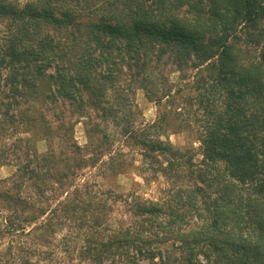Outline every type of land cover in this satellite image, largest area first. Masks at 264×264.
Returning <instances> with one entry per match:
<instances>
[{
	"label": "trees",
	"instance_id": "1",
	"mask_svg": "<svg viewBox=\"0 0 264 264\" xmlns=\"http://www.w3.org/2000/svg\"><path fill=\"white\" fill-rule=\"evenodd\" d=\"M8 128L0 264H264V0H0Z\"/></svg>",
	"mask_w": 264,
	"mask_h": 264
},
{
	"label": "rangeland",
	"instance_id": "2",
	"mask_svg": "<svg viewBox=\"0 0 264 264\" xmlns=\"http://www.w3.org/2000/svg\"><path fill=\"white\" fill-rule=\"evenodd\" d=\"M174 76V74H173ZM136 102L142 112V120L146 123H152L157 118V108L156 106L149 102L142 90H137L136 92ZM92 124H87L85 120L80 121L75 127L74 130V137L76 142L80 146H85L88 142L87 137V130L89 127H91ZM18 135H15V137H18ZM21 136V135H20ZM24 137V136H23ZM15 139V138H14ZM13 139V133L10 132V128L7 129L5 137L1 140L0 146H9L12 144ZM164 139V138H163ZM169 141L176 146L179 149L185 150L188 149H197L198 143L195 140L194 135L188 134V133H179V134H171L168 136ZM36 149L38 150V153H45L48 151L47 144L45 142H38L36 143ZM12 159V156L10 157ZM199 158V157H197ZM12 164H17L13 163ZM16 172V168L11 166H5L0 168V179H8L11 176H13ZM142 179L135 175L134 173H131L129 176H121L116 184H112V188L117 192H132L136 191L138 194H143L146 198H161L164 197V192L167 187L163 183H152L151 187L148 191L142 190L141 184ZM76 255V254H75ZM76 257V256H75ZM74 257V258H75Z\"/></svg>",
	"mask_w": 264,
	"mask_h": 264
}]
</instances>
